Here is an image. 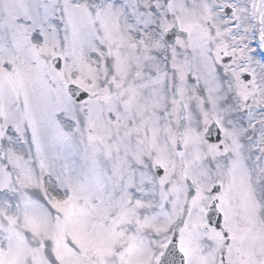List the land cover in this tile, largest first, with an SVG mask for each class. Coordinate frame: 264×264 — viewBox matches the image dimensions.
<instances>
[{"label":"snow or ice","instance_id":"6c2138e0","mask_svg":"<svg viewBox=\"0 0 264 264\" xmlns=\"http://www.w3.org/2000/svg\"><path fill=\"white\" fill-rule=\"evenodd\" d=\"M0 264H264V0H0Z\"/></svg>","mask_w":264,"mask_h":264}]
</instances>
